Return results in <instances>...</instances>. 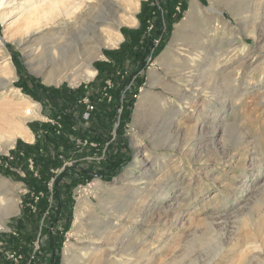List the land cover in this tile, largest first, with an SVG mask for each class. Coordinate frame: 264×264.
I'll return each instance as SVG.
<instances>
[{
  "label": "rangeland",
  "instance_id": "obj_1",
  "mask_svg": "<svg viewBox=\"0 0 264 264\" xmlns=\"http://www.w3.org/2000/svg\"><path fill=\"white\" fill-rule=\"evenodd\" d=\"M6 1L3 0L4 3L2 2L3 4H0V134L5 138L14 135L15 143L14 146L10 147L6 152L2 151V148H0V156L5 155L11 159L10 151L15 148L18 139L29 144L35 141V134L29 128V123L32 121L39 123L49 121L46 115L48 106H43L39 101L23 93L21 88L15 86V83L20 77L26 74L46 87L56 88L66 86L75 89L93 80L97 70L95 69L96 73L91 79L74 85L66 81L59 84H48L43 81L42 76L32 73L29 66H27V59L22 49L23 45L21 40L23 34L22 30L19 29L21 21H17V16L14 14H12V17L11 15L5 16L6 12L12 10L13 5L21 0H9L10 3L7 4L10 5L8 7L5 3ZM146 1L151 0H111L113 9L101 3L102 11L104 12L107 9L104 12L108 17L106 23L113 24L112 30L114 32L117 30L121 34L122 39L115 46H104L102 48V57L93 61V67L95 62L107 61L104 54L105 50H115L120 46L121 42L124 40V36L120 31L121 27L129 29H136L138 27L139 21L137 19V14L140 11L141 3ZM192 1L193 0L186 1V9L182 12L181 18L172 23L169 38L165 45L144 69L143 75L145 81L142 85L138 86L137 91L132 94L134 102L131 109L130 120L124 127V136L128 149L127 156L129 160L123 165L121 171L111 180L106 181L100 177H94L86 183L79 184L72 189L74 203L72 205L71 221L69 229L63 234L59 264H62L63 251L66 243L70 242L74 246H77L85 240L88 241V228L92 219L106 221L107 216L112 218V216L108 215L107 212L102 209L96 195L86 190L88 185L90 183H97L99 188H104L106 185L120 181L128 174V170L136 156L143 161L144 165L143 168L140 166L139 170L133 168L135 175L142 171V169L147 168V173L149 174L144 180H136L133 185H131L133 189L129 194L123 190L121 194L128 195L129 199H136L145 204L141 209L142 215L140 216L143 220L146 214L153 211L149 220L141 221L140 219L137 223L136 229L139 230L141 236L138 247H141L140 249L142 251L139 264H243L245 257H242L243 255L241 253L245 244L247 245L249 243L247 241L256 239V243L261 245L264 249V189L261 185L264 179V12L258 18L254 16L258 11L256 5L261 3L260 5L263 6L261 10L264 11V0H251V2L250 0H241L245 1L241 3L242 6H246L248 9L245 15L249 16L246 19H240L232 10L231 6L225 1L215 0L216 6L213 5L212 8H207L209 0H197L201 5V10L196 16L195 24L193 25L197 26L198 30L205 35L204 38L202 37V40H205L206 36L209 37V40L206 39V41H208L210 54H203L195 62L200 66L203 74H205L204 77L210 75V73H208L209 71H206L208 67H211L215 71L212 76L216 81V92H210V90H207V92L198 91V95L193 98L196 103H194V105L192 104V107H189V104L175 102L176 97L173 95V89L162 86L161 84H150L148 71L150 69L153 70L154 74L160 77L159 79L162 78L161 80L165 81L171 88H175L176 86L180 90L184 89L186 83L166 73L163 67L156 63V59L166 52L172 54L171 52L173 49H171L169 45L174 35L175 26L185 17V13L189 9ZM90 4L86 6L89 7L86 9H89L91 14H93L98 8L97 4H99V2H91ZM252 6L255 7L252 8ZM108 9L116 12L117 20L120 17L124 18L131 15L130 18H135L136 22L132 24L117 23L112 16V12H109ZM178 9L177 7L176 10ZM14 19L17 23L13 22ZM222 20L227 24V28L223 27ZM243 22H246L245 24L248 25L247 29L244 28L245 24ZM101 28L102 27L99 26V29ZM208 28H211L210 31L205 33L204 29L207 30ZM251 29H254L253 35H255L256 38L255 36H251ZM176 41V44H178L180 39ZM232 45L235 47V51H233L229 57L220 59L217 57L220 52H223ZM214 57L215 59H213ZM243 60L244 62H242ZM6 64H10L13 68V74L10 77H6L8 75L5 74L4 71ZM196 73L197 72L193 73V75ZM2 77L5 79L8 78L6 79L8 82H6L5 85L2 84ZM230 81L233 82L231 83ZM106 84L108 87L111 86L109 80H106ZM126 87L129 88V85ZM15 89L19 91H15ZM143 90H147L149 93H147V96L150 99H146V101L156 104L154 108L150 107V110L155 112L154 116H164L167 118L171 115L175 118V121L180 123L178 128L174 129L172 127V133L168 137V143L162 141L152 142V133L149 132V126L147 125V117L149 118V115L142 114L136 118L134 117L138 97ZM104 95L107 100H110L111 96L107 94ZM123 95L122 93L121 99ZM31 102H35L39 105L38 112L34 116L26 117L23 114V110L31 106ZM79 102L85 105V111L86 105L90 102V99L85 95L79 99ZM179 106L181 110L176 112ZM16 110L21 112H16ZM91 110L92 109H89L88 117L90 116ZM214 112L217 113L215 114ZM118 113H120V109H118ZM88 117H83V119L86 120ZM116 120H119V115H117ZM195 124H199L197 126L198 130L203 128V133L200 137H195L193 133ZM14 125L28 128L33 135L32 140L28 142L16 136L14 133L15 129L13 128ZM117 125L118 121L114 124V128ZM222 125H225V129L221 127ZM113 135H115V133ZM133 137L138 141V146L134 145L132 141ZM171 141L174 142L172 143ZM75 142L78 147L84 146V143L82 144L79 139L75 140ZM156 145H158V147ZM84 155L85 160L88 161L98 159L97 156L89 155L87 152H85ZM1 161L0 159V163L4 165V162ZM72 162L73 158L65 161L64 165H70ZM178 164H180V168H175ZM28 166L30 169L33 168L31 160H28ZM63 166L58 169L57 172H59ZM173 169L174 175H172ZM14 170L21 176H24L23 171L15 168ZM0 176L5 180L8 179L2 183L0 188L1 204L5 205L8 199L14 195L18 199L19 209L18 213L12 215L9 220L6 221L5 225L0 227V233H11L16 236L19 234L21 226L24 232H31L30 230L33 229V225L31 224L29 216L25 214L26 209L22 201L23 196L29 191L28 188L21 180H15L13 177L2 173H0ZM171 176L173 177L169 180L168 178ZM153 179L168 182L165 187L166 195L163 196V198L159 196V192L155 193L149 190L150 184H148L147 181ZM48 187L49 191H51V182ZM253 189L257 191L256 195L258 194L257 197L256 195L254 196L256 197L254 200H257V204L254 201L253 214L249 218L245 215L248 209L246 207H241L245 202V198L250 195ZM176 197L181 200L180 208L183 211V217L178 221L175 220V214L172 212V209H169L166 213L162 212L161 209V205L164 207L173 206L176 202ZM34 198L36 199L37 197ZM78 200L79 203L77 202ZM30 208L33 210V206L30 205ZM77 210L82 214L80 216L81 220L79 221V227L74 228L73 220L75 219V212ZM237 210H239L238 213H234V211ZM241 211L245 213L239 216V212ZM234 214L238 215L234 216ZM257 215L259 217H257ZM243 216H245V218ZM189 217H191L190 220ZM257 218H260L259 221ZM112 223L113 221H110L104 225L111 226ZM256 223H258L257 226L259 225L258 228L260 230L257 228ZM118 226H129V220L121 219L119 225H116V228L112 230L116 232L123 230V227L120 228ZM80 228L84 229V234L77 233V230ZM41 239L42 236H40L39 241L38 237L33 241V251H37V253L40 251L39 244ZM235 241H237V243H235ZM146 251L152 254L153 257L149 258L144 255L143 252ZM263 251H259L258 254L264 259ZM247 252L249 253L251 251L247 250ZM0 254L6 257L10 263L19 264V258H16L13 250L9 249L1 240ZM251 264L258 263L253 260Z\"/></svg>",
  "mask_w": 264,
  "mask_h": 264
},
{
  "label": "bare ground",
  "instance_id": "obj_2",
  "mask_svg": "<svg viewBox=\"0 0 264 264\" xmlns=\"http://www.w3.org/2000/svg\"><path fill=\"white\" fill-rule=\"evenodd\" d=\"M222 1H225L226 3H228L229 6H231L232 10L235 12V14L240 17V19L248 18L249 15H245L248 9L246 6H244L246 7L244 8L241 4L242 2H245V1H241V0H222ZM2 2L3 0H0L1 5L4 3ZM91 2H99L100 4V5L97 4L98 8L95 10L93 14H91V11L89 9H86V8H89L86 6H88ZM5 3L6 4L10 3V1L8 0ZM101 3L102 4L104 3L105 6H107L108 8L111 7L113 9L111 0H94V1L93 0H21L20 2L13 5L12 10L7 11L5 16L11 15L12 17L13 16L12 14H14L17 16L16 20L21 21L19 29L22 30V34H23L22 40H21L22 45H23L22 49L27 59L26 63H27V66H29L30 71L36 75L42 76L43 81L48 84H59L61 82L66 81L69 84L74 85L82 81H87L91 79L96 73V70L92 66V63L94 60L102 57V54H103L102 48L104 46H115L122 39L121 34L117 30L116 32L112 30L113 24L106 23V20L108 19V17L104 14V12L107 9L103 12ZM260 4L256 5L258 8V11L254 16H256L257 18L260 15H262V13L264 12L261 10L263 6H261ZM9 5L10 4H7V7ZM213 5L216 6L215 0H209V5L207 6V8H212ZM253 7L255 6H252V8ZM200 10H201L200 3L197 0H193L189 6V9L185 13V17L181 19V21L175 26L174 35L170 42L171 44L169 45V47L173 49L171 52L172 54L166 52L167 51L166 49L165 51L166 53L156 59V63L160 64L163 67V69L166 71V73L186 83V85L184 86V89L180 90L176 86L175 88H171L170 86L167 85L165 81L161 80L162 78L159 79L160 77L154 74L153 70L150 69L148 71V77H149L150 84H161L162 86L173 89V93H174L173 95L176 97L175 102L189 104V107H192V104L194 105V103H196L193 98H195V96L198 95L197 94L198 91L207 92V90H210V92L212 91L216 92V86H215L216 81L214 80L212 76V74H214L215 71L211 67L210 68L208 67L206 71H209L208 73H210V75L207 77H204L205 74H203V71L201 70L200 66L195 62L203 54H206V55L207 53L210 54L208 41H206V39L209 40V37L206 36V39L205 40L203 39L204 40L203 41L202 37L204 38L205 35L202 34L198 30L197 26L193 25L195 24L194 23L195 18L199 14ZM108 11L110 12L111 10L108 9ZM111 12H112V16L115 18L117 23L119 22V23L132 24L136 22L135 18H130L131 15H128V17L126 16L124 18L120 17L117 20L116 14H115L116 12L114 10H112ZM16 20L14 19L13 22L17 23ZM243 23L245 24L246 22H243ZM223 25H224L223 27L227 28V24L224 21H223ZM99 26H101L102 28L99 29ZM244 28L247 29L248 25L245 24ZM210 29L211 28H208L207 30L204 29L205 33L210 31ZM250 33L252 34L251 36H255L253 35L254 29H251ZM177 39H180V42L178 44H176ZM238 44H242V43H238ZM232 46H230L228 49H225L223 52H220V54L217 57L219 59L223 57H229V55L233 51H235V47L234 46L232 47ZM213 59H215V57ZM244 60L242 62H244ZM4 71H5V74L8 75L6 77H10L13 74V68L10 64H6ZM195 72L197 73L193 75V73ZM6 79L3 78L2 80L3 85H5L6 82H8V80ZM230 82L232 83L233 81H230ZM15 91H19V90L15 89ZM147 93H148L147 90H143V92L139 95L136 108H135L134 117L136 118L139 115L141 116L142 114L149 115L150 117L149 118L147 117L148 119L147 125L149 126V132L152 133L151 138H153V141L152 140L151 141L154 143L161 142V141L168 143L169 141L168 137L172 133V127L174 129L178 128L180 126V123L178 121H175L174 120L175 118H173L171 115H169L167 118H165L164 116H160V117L154 116L155 112L150 110V107L154 108V105L156 104H152L151 102L150 104L149 102L146 101V99H150L147 96ZM245 98H246V95H245ZM27 103H28V100H27ZM38 106L39 105L37 103L31 102V106L28 107L29 112L27 113L26 108H24L23 110L24 113L23 112L22 113L26 117L34 116L38 112ZM15 108H16V105H15ZM2 109H5V108H2ZM180 110L181 109L179 106L178 109H176V112H179ZM16 112H21V111L16 110ZM198 125L195 124L194 128L192 127L195 137H200L203 133L202 132L203 128H200L199 130L197 129ZM225 125H222L221 127L225 129ZM19 126L18 125L13 126V128L15 129L14 133L16 134V136L28 142L31 141L33 138L31 131L26 127L23 128L22 126L20 127ZM132 141L135 146H138V141L134 139V137ZM14 143H15L14 135H10L5 138L4 136L0 134V148H2V151L6 152L10 147L14 146ZM156 146L158 147V145ZM143 165H144L143 161L140 160L138 156H136L128 170L129 171L128 174L124 178H122L120 181H117L119 185L117 182L106 185L104 188H99L97 183H90L88 185L86 190L91 191V193H94L96 195L98 203L100 204L102 209H104L108 215L112 216V218L107 216L106 221L92 219V221L89 223V228H88L89 229L88 234H87L89 238L88 241L85 240L81 242L80 245H77V246H74L70 242L66 243L64 247V251H63L62 264H139L140 263V257H141L142 251L140 249L141 247L140 248L138 247V244L141 240V236H140L139 230L136 229L137 223L140 219L141 221L149 220L151 218V214L153 211L152 210H151L152 212L149 211L150 213L146 214L143 220L142 218H140V216L142 215L141 209L143 205L145 204H143V202L138 201L136 199L135 200L132 198L129 199V196L122 195L121 191L123 190L124 192L129 194L133 189L131 185H133V183L136 180L141 181V180H144L145 177H147V175L149 174L147 173L148 168L142 169V171H140L137 175H135L133 171V168H136L137 170H139L140 166L141 168H143ZM175 168H180V164H178ZM172 172H173L172 175H174V169L172 170ZM172 177L173 176L169 177L168 179L171 180ZM7 180H5L3 177L0 176V188H1L2 183ZM147 182L148 184H150L149 190L151 192H155V193L159 192V196H161L162 198L163 196L166 195L165 187L168 184L167 181H164L165 185L163 181H158L157 179H153ZM261 185H262V188L264 189V179ZM256 193L257 191L253 189L252 192H250L249 196H247L246 198L244 197L245 202L241 207V208L246 207L248 209L245 215H247V217L249 218L253 214L254 204L255 203L257 204V200L256 199L254 200V198H256L258 195V194L256 195ZM255 195L256 197H254ZM175 199H176V202L174 201L175 203L173 204V206L164 207L161 205V209H162V212L164 213L168 212L169 209L170 210L172 209V212L175 214L174 218L176 221H178L183 217V211L180 208L181 200H179L177 197ZM77 202L79 203V200ZM146 207H149V206H146ZM18 210H19L18 209V199L14 195L8 199L5 205L1 204L0 202V227H3L6 221H8L12 215H15L16 213H18ZM238 211L239 210L234 211V213L236 212L238 213ZM243 211L239 212V216L245 213ZM81 214L82 213L79 210L75 212V219L73 220L74 228L79 227V221L81 220L80 219ZM237 215L234 214V216H237ZM243 217L245 218V216ZM257 217L259 216L257 215ZM121 219L129 220V226H126V227L118 226L120 228L123 227L122 228L123 230H121L120 232H116L115 230H112L113 228H116V225H119ZM190 219L191 217H189V220ZM107 221L108 222L113 221L112 225L105 226L108 223ZM257 224L258 223H256V226ZM77 233L84 234V229L80 228L79 230H77ZM249 235H252V234H249ZM249 238H254V237H249ZM255 240L250 239L249 241H247L249 242L248 243L249 245L245 244V247L242 249V253H241L243 255L242 257H245V261L243 264H251V261L253 260H255V262L258 264H264V259L258 254L259 251L262 252L264 249L261 247V245H258ZM237 241H235V243H237ZM262 243H263V240H262ZM247 250H250L251 252L248 253ZM147 251L143 252L144 255L148 256L149 258H152L153 257L152 254H150ZM205 264H208V263H205Z\"/></svg>",
  "mask_w": 264,
  "mask_h": 264
},
{
  "label": "trees",
  "instance_id": "obj_3",
  "mask_svg": "<svg viewBox=\"0 0 264 264\" xmlns=\"http://www.w3.org/2000/svg\"><path fill=\"white\" fill-rule=\"evenodd\" d=\"M186 1L142 2L137 14L138 27L120 28L124 40L117 49L104 51L107 61L94 63L97 73L85 85L75 89L46 87L26 74L15 83L23 93L48 106L49 118L46 122L29 123L35 134L32 144L18 139L10 151L11 159L0 156L4 162V165L0 163V173L23 181L29 190L22 201L33 225L31 232H24L21 226L16 236L0 233V240L13 250L19 264H59L63 234L71 221L72 189L94 177L111 180L129 160L124 127L130 120L132 94L145 81L144 69L165 45L172 23L178 21L186 9ZM106 80L111 82L110 87ZM104 94L111 96L110 100ZM85 95L92 105L86 120L82 117L85 105L79 102ZM117 115L119 120H116ZM116 121L118 125L114 128ZM77 139L84 143L83 147H78ZM85 152L98 159L85 160ZM72 158L70 165H64ZM28 160L32 161V169ZM14 168L23 171L24 176ZM40 236L37 253L33 251V241L36 237L39 241ZM0 264L12 263L0 254Z\"/></svg>",
  "mask_w": 264,
  "mask_h": 264
},
{
  "label": "built area",
  "instance_id": "obj_4",
  "mask_svg": "<svg viewBox=\"0 0 264 264\" xmlns=\"http://www.w3.org/2000/svg\"><path fill=\"white\" fill-rule=\"evenodd\" d=\"M89 109H92V105L91 103H87L86 105V110L83 112V117L87 118L88 117V114H89ZM27 110V113L29 112V108L26 109Z\"/></svg>",
  "mask_w": 264,
  "mask_h": 264
}]
</instances>
